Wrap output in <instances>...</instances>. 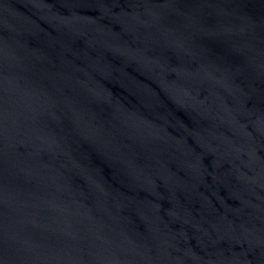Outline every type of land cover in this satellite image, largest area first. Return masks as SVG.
Listing matches in <instances>:
<instances>
[{"label": "water", "instance_id": "water-1", "mask_svg": "<svg viewBox=\"0 0 264 264\" xmlns=\"http://www.w3.org/2000/svg\"><path fill=\"white\" fill-rule=\"evenodd\" d=\"M0 264H264V0H0Z\"/></svg>", "mask_w": 264, "mask_h": 264}]
</instances>
